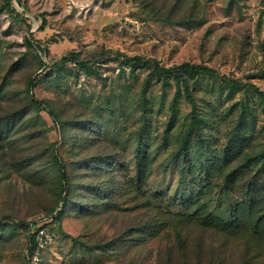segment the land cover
<instances>
[{
  "label": "rangeland",
  "instance_id": "rangeland-1",
  "mask_svg": "<svg viewBox=\"0 0 264 264\" xmlns=\"http://www.w3.org/2000/svg\"><path fill=\"white\" fill-rule=\"evenodd\" d=\"M185 1L0 0V264H264V0Z\"/></svg>",
  "mask_w": 264,
  "mask_h": 264
},
{
  "label": "trees",
  "instance_id": "trees-1",
  "mask_svg": "<svg viewBox=\"0 0 264 264\" xmlns=\"http://www.w3.org/2000/svg\"><path fill=\"white\" fill-rule=\"evenodd\" d=\"M165 1V3H164ZM167 1V3H166ZM141 3L143 9L145 10V13L148 15L150 19H153L155 21H161L166 22L174 17H181L183 10H185L186 7V1L185 0H139ZM162 2V3H161ZM34 47L39 52H44V50L41 48L40 45L34 43ZM75 55L69 57V58H63L60 63H67L69 61L74 60ZM99 59H101V56H99ZM150 60L143 61L139 57H134L128 61V65L132 66H141L144 67L147 64H149ZM153 62V70L152 73L156 75L157 79L161 81H166L167 79L173 80L175 82V85L177 86V89L181 88V86H184L186 89V99L192 104V107L194 108V101L192 100L187 87V80L193 79L200 75H216V72L212 69L201 66V65H189L188 63H183L180 65H175L171 67H161L156 62ZM264 97V93L260 94ZM30 102L39 109L46 110L51 117H53L55 120H60L57 113L53 110L52 105L49 102L46 101H38L34 98L30 99ZM12 106V104H10ZM195 110L193 109V127L196 126V118H195ZM5 114H15L17 113L16 110L13 112L12 107H9L6 109ZM4 115V114H3ZM1 114L0 110V117L3 116ZM3 118V117H2ZM186 139L184 140L183 144L186 145ZM62 171V177L65 178L66 174L63 171V168H61ZM58 217V212L51 213L50 217L45 220H41L39 222L30 224H25L27 231H29V248L27 250V257L30 259L37 246L38 242L36 240V236L39 231L45 230L49 223L55 221ZM23 225V224H22Z\"/></svg>",
  "mask_w": 264,
  "mask_h": 264
},
{
  "label": "built area",
  "instance_id": "built-area-1",
  "mask_svg": "<svg viewBox=\"0 0 264 264\" xmlns=\"http://www.w3.org/2000/svg\"><path fill=\"white\" fill-rule=\"evenodd\" d=\"M39 233H43V230L39 231L38 234H39ZM38 234H37V236H36V240L39 238V235H38Z\"/></svg>",
  "mask_w": 264,
  "mask_h": 264
}]
</instances>
